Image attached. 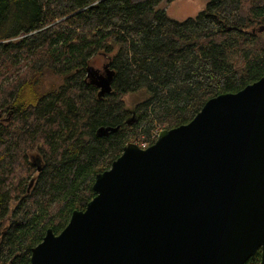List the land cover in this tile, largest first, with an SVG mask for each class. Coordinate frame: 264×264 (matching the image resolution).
<instances>
[{"label": "trees", "instance_id": "trees-1", "mask_svg": "<svg viewBox=\"0 0 264 264\" xmlns=\"http://www.w3.org/2000/svg\"><path fill=\"white\" fill-rule=\"evenodd\" d=\"M160 1L0 0V264H30L125 143L150 145L264 74V0H206L184 20ZM45 75L59 83L46 87ZM127 94L142 98L127 106Z\"/></svg>", "mask_w": 264, "mask_h": 264}, {"label": "water", "instance_id": "water-1", "mask_svg": "<svg viewBox=\"0 0 264 264\" xmlns=\"http://www.w3.org/2000/svg\"><path fill=\"white\" fill-rule=\"evenodd\" d=\"M92 189L30 264H245L259 251L264 264V74L146 148L125 143Z\"/></svg>", "mask_w": 264, "mask_h": 264}, {"label": "rangeland", "instance_id": "rangeland-1", "mask_svg": "<svg viewBox=\"0 0 264 264\" xmlns=\"http://www.w3.org/2000/svg\"><path fill=\"white\" fill-rule=\"evenodd\" d=\"M206 0H161L156 6L159 9H164L166 13L177 20H184L188 17L196 16L200 11L204 9ZM107 60L104 54L101 52L97 53L90 63L91 65V78L100 80L103 76V68ZM59 83V79L52 75H45L43 77V84L48 87L49 85H55ZM141 94H127L125 101L127 106L133 105L135 102L140 100ZM0 122H4L0 119Z\"/></svg>", "mask_w": 264, "mask_h": 264}, {"label": "built area", "instance_id": "built-area-1", "mask_svg": "<svg viewBox=\"0 0 264 264\" xmlns=\"http://www.w3.org/2000/svg\"><path fill=\"white\" fill-rule=\"evenodd\" d=\"M140 145H141L142 147H145V146H146V144H145V143H141Z\"/></svg>", "mask_w": 264, "mask_h": 264}]
</instances>
